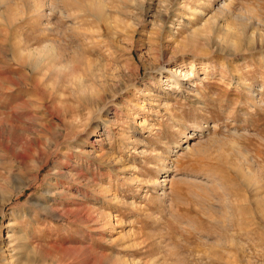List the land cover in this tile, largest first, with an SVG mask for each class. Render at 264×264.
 <instances>
[{
	"label": "rangeland",
	"instance_id": "rangeland-1",
	"mask_svg": "<svg viewBox=\"0 0 264 264\" xmlns=\"http://www.w3.org/2000/svg\"><path fill=\"white\" fill-rule=\"evenodd\" d=\"M0 264H264V0H0Z\"/></svg>",
	"mask_w": 264,
	"mask_h": 264
},
{
	"label": "bare ground",
	"instance_id": "bare-ground-1",
	"mask_svg": "<svg viewBox=\"0 0 264 264\" xmlns=\"http://www.w3.org/2000/svg\"><path fill=\"white\" fill-rule=\"evenodd\" d=\"M164 19H165V18H164V17H162L161 21H165ZM253 33H254V32H253ZM254 35H255V34H254Z\"/></svg>",
	"mask_w": 264,
	"mask_h": 264
}]
</instances>
